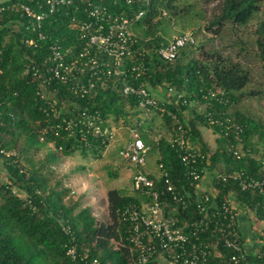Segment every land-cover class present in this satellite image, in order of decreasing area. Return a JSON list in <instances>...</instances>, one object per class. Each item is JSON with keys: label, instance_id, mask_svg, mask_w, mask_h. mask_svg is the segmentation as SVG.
<instances>
[{"label": "trees", "instance_id": "1", "mask_svg": "<svg viewBox=\"0 0 264 264\" xmlns=\"http://www.w3.org/2000/svg\"><path fill=\"white\" fill-rule=\"evenodd\" d=\"M99 3L113 13L132 17L139 10L143 14L132 21L134 32L133 54L124 60L125 67L140 65L137 79L126 75L128 83L145 82L152 92L160 85L164 86L166 109L172 110L183 128L189 141L198 146L204 157L198 159V168L211 175V186L205 192L215 190L210 201L219 204L224 195L231 194L238 207L251 210L256 219L264 222V205L261 195L256 190H242L237 182L217 181L213 170L219 167L225 171L245 170L262 177L264 155H258V145L264 150V122L260 118L239 109H230L244 94V87L251 80V74L239 61L223 58L216 52H208L205 59L188 54L194 44L182 47L174 61L167 62L157 55V48L167 41L162 29V19L168 14L185 19L188 14H200L195 9L196 1L190 0H89ZM262 0H221L218 13L205 26L215 34H220L226 24L242 26L248 23L259 11ZM87 0H70L49 11L46 0H0V148L6 152L15 151L16 155H1V168L5 170V179L0 175V264H89L95 258L97 264H138L135 251L127 239L130 222L124 219L123 209L129 205L138 207L148 200L146 194L133 189L125 193L117 188L107 190L108 221H100L88 205H81L73 198V192L60 180L44 173L50 162L59 156L66 157L78 151L84 157L87 154L99 157L106 147L97 136L87 132L77 123L65 129L61 119H77L81 112H97L103 119L115 121L137 109L135 95L121 92V75L111 76L107 86L96 87L84 96L74 95L67 84L48 79V58L50 45L55 44L69 60L85 46L86 38L74 27L85 16L83 8ZM13 3H24L35 12H44L40 25L20 9H11ZM169 20V19H167ZM192 33L191 30H187ZM161 32V33H160ZM181 33V32H180ZM178 33V34H180ZM260 58L264 60V20L255 30ZM193 34V33H192ZM31 41V42H30ZM245 50L239 46L238 53ZM36 68L40 77H34L29 67ZM116 85V87L112 86ZM168 87L180 92L187 104L173 102V96L167 94ZM208 89H221L225 104L212 101L200 112L195 105L205 103L203 94ZM169 101V102H168ZM193 106H190L192 105ZM188 111L185 117L184 111ZM230 115L242 126L240 136L242 148L247 154L236 158L226 149L228 138L236 143L233 132L228 136L217 135L219 127L211 126L205 116L206 111ZM161 115L166 127L171 131L170 138L160 137L152 146L157 149V165L161 164L167 176H148L154 179V188L162 194L163 211L170 212L176 218V224L198 216L195 210V198L203 192L196 189L200 181L188 174V167L179 157L178 151L171 144L176 136V124L166 113ZM191 114V115H190ZM150 120V119H149ZM144 121L150 126V121ZM59 126H56V124ZM144 124L139 125L143 142L148 145V135ZM200 126L211 128L216 134L215 148L210 150L203 140ZM45 129V130H44ZM55 131L58 133L55 134ZM83 136L84 138H81ZM51 144V145H50ZM48 146L45 157L34 162L28 156L30 149ZM149 146V150H150ZM148 150V151H149ZM22 158L27 162L25 165ZM0 168V170H1ZM116 176V172H109ZM168 178L175 191L188 197L186 208L176 205L164 181ZM24 191L30 199V205H23L17 194H13L10 185ZM209 204V203H208ZM211 230V228H209ZM261 238H264V226ZM206 235V234H205ZM209 239L215 240V232H209ZM74 249V255L67 253ZM223 254H230L227 248ZM248 264H264V246L247 254Z\"/></svg>", "mask_w": 264, "mask_h": 264}, {"label": "built area", "instance_id": "2", "mask_svg": "<svg viewBox=\"0 0 264 264\" xmlns=\"http://www.w3.org/2000/svg\"><path fill=\"white\" fill-rule=\"evenodd\" d=\"M130 0H126L129 2ZM148 3L149 0H143ZM70 0H46L48 10L53 11L58 5L68 3ZM11 9H20L38 25L44 17V12H35L27 4L13 3ZM85 16L74 24L80 35L86 38L85 46L79 53L69 60L64 59L63 54L55 44L50 45V55L48 58V79L57 80L67 84V88L78 96L91 93L96 87H105L111 76L121 75V86L119 89L125 95H135L137 109L142 116L137 123L126 126L128 138L119 150V154L127 160L133 167L131 176L133 189L146 194L148 200L140 207L129 205L123 209L124 219L130 222L127 230V239L135 251V260L138 264H248L245 248V239L241 236L237 214L238 206L231 194L224 195L222 201L214 204L210 201V195L214 197L215 190L205 192L200 183L207 171L204 167L198 166V159L204 157L201 149L192 144L186 136V130L177 119L172 110L166 109L165 101L157 98L147 87L145 82L128 83L126 75L137 79L140 76V65L125 67L124 60L133 54L134 32L131 24L134 19L143 14L139 10L132 17L113 13L102 4L89 0L83 8ZM31 42V41H30ZM194 36L188 31H183L178 35L171 36L164 45L157 48V55L167 62H172L178 51L186 44H193ZM31 69L34 77H40L36 68ZM109 86V84H108ZM113 87L116 85H112ZM167 94L173 96V102L187 104L180 92L174 87H168ZM205 103H198L195 110L200 112L206 105L212 106V101L225 104L227 101L221 89H208L203 94ZM169 102V101H168ZM151 110L166 113L175 122L176 136L172 137L171 144L178 151L179 157L188 167V174L200 181L196 184V189H201V193L195 198V210L198 216L191 220H183L181 225L176 224V218L170 213L163 211V200L160 199V192L154 188V179L149 177L146 167V155L149 145H146L140 135L139 125L149 119L147 113ZM139 112L137 114L139 115ZM75 119H61L65 122V129H71L77 123H81L87 132L97 136L101 142L107 146L115 133V126L111 118L103 119L97 112H81ZM128 114L126 118L128 119ZM208 123L211 126L219 127L217 135L222 133L228 136L232 131L236 143L228 138L226 149L236 158L247 154L248 150L242 148L240 132L242 126L235 121L234 117L217 114L208 110L205 113ZM118 121V120H117ZM114 122V121H113ZM56 126H59L57 123ZM45 130V129H44ZM58 132L55 131V134ZM81 138H84L81 136ZM16 155L15 151L6 152L0 148L1 155ZM1 161V158H0ZM2 162V161H1ZM159 174L167 176V172L158 164ZM1 175V174H0ZM213 178L217 181L237 182L242 190H256L263 199L264 205V172L262 177L245 172V170L225 171L219 167L213 170ZM164 187L169 192L172 200L181 208H186L188 197L175 191L174 186L168 180L164 181ZM13 194H17L23 205H30V199L24 191L18 190L14 184L10 185ZM209 203V204H208ZM211 228V230H209ZM215 232V240L209 239V232ZM206 234V235H205ZM224 248L231 252L223 254ZM67 253L74 255V249L69 248ZM95 258L89 264H97Z\"/></svg>", "mask_w": 264, "mask_h": 264}, {"label": "rangeland", "instance_id": "3", "mask_svg": "<svg viewBox=\"0 0 264 264\" xmlns=\"http://www.w3.org/2000/svg\"><path fill=\"white\" fill-rule=\"evenodd\" d=\"M196 1L195 9L200 14H188L182 21V18L169 16L167 20L165 17L162 19V29L166 39L171 36L178 35V33L191 30L195 37V44L189 48L188 54L195 55L199 58L205 59L208 52H216L223 58L231 59L232 61H239L242 66L247 68L251 74V80L244 87L243 91H255V94H244L239 98L236 104L232 103L230 109H239L248 113L255 118H260L264 122V60L260 58L259 47L256 42L257 35L255 30L258 28L259 22L264 20V0L260 3V8L257 13L248 21L247 24L242 26H231L226 24L220 34H215L211 29L205 26L209 20L215 16L220 8L221 0H190ZM161 33V32H160ZM244 45L245 50L238 53L239 46ZM161 89V94L158 95L159 99L164 97V86L160 85L152 90ZM160 96V97H159ZM194 103H192L193 106ZM196 106V105H195ZM127 121L120 118L118 121L112 119L115 126V133L109 144L102 150L99 157L87 154L81 155L78 151L66 157H58L53 162H50L44 173L52 178V181L60 180L66 187L70 188L73 192V198L78 199L81 205H88L100 221H108L107 214V190L117 188L125 193L133 191L132 187V165L122 158L119 150L125 144L128 138L126 126L137 123L138 120L145 117L143 113L131 112L129 113ZM185 117H188V111H184ZM191 115V114H190ZM149 117L150 126L145 122L144 131L148 135L150 142V150L146 155V171L152 174H159L157 165V149L152 146L160 137L170 138L171 131L165 125L161 115L157 114L154 110L147 113ZM114 121V122H113ZM200 131L203 139L208 143L210 150L215 148V136L211 129L205 126H200ZM51 145V144H50ZM262 144L258 145V155H264ZM50 147L42 146L39 148L30 149L28 156L38 163L45 157V154ZM22 162L27 165V162L22 158ZM1 168V161H0ZM116 172V176H110L109 172ZM1 178L5 179V170H0ZM250 224L254 234L258 232L262 234L261 227L263 221L256 219L254 213L250 210ZM253 239V238H252ZM264 246V238L253 239L252 241L245 242V248L249 252H255Z\"/></svg>", "mask_w": 264, "mask_h": 264}, {"label": "crops", "instance_id": "4", "mask_svg": "<svg viewBox=\"0 0 264 264\" xmlns=\"http://www.w3.org/2000/svg\"><path fill=\"white\" fill-rule=\"evenodd\" d=\"M160 91H161V89L155 91L154 95L156 97H158V95L161 94ZM208 129H211V128H208ZM212 133L214 135H216L213 131H212ZM207 145H209V144L207 143ZM148 173H151V172H148ZM153 175L157 176L158 174H153ZM200 186H201V188H204V189H207V188H209L211 186V175H209V173H207L204 176V178L201 180ZM249 211H250L249 209H245V208H242V207L238 208L237 224H238V228H239L240 234L245 239V241H252L253 239L257 240L258 238L261 239L260 234L258 232H256V234H254V231L252 230L253 227L250 224V216L248 215ZM263 226H264V224H263ZM263 226L261 227V229L263 228Z\"/></svg>", "mask_w": 264, "mask_h": 264}, {"label": "clouds", "instance_id": "5", "mask_svg": "<svg viewBox=\"0 0 264 264\" xmlns=\"http://www.w3.org/2000/svg\"><path fill=\"white\" fill-rule=\"evenodd\" d=\"M192 35H193V34H192ZM193 36H194V35H193ZM168 39H169V38H168ZM194 39H195V37H194ZM194 43H195V42H194ZM194 43H193V44H194ZM157 98H158V97H157Z\"/></svg>", "mask_w": 264, "mask_h": 264}]
</instances>
